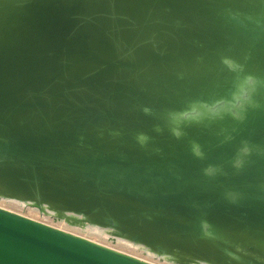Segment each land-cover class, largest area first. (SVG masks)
<instances>
[{"label":"water","instance_id":"1","mask_svg":"<svg viewBox=\"0 0 264 264\" xmlns=\"http://www.w3.org/2000/svg\"><path fill=\"white\" fill-rule=\"evenodd\" d=\"M0 194L264 264V0H0ZM0 264L147 263L0 209Z\"/></svg>","mask_w":264,"mask_h":264},{"label":"bare ground","instance_id":"2","mask_svg":"<svg viewBox=\"0 0 264 264\" xmlns=\"http://www.w3.org/2000/svg\"><path fill=\"white\" fill-rule=\"evenodd\" d=\"M0 200H3V201L6 200L7 202L8 201L11 202V200H12V201H14L13 203H15V201H16V203L18 202L19 204L24 206V208H29L30 207L31 209H33L34 211H37L41 215H43V216L45 215L47 217H50L55 222H63L64 225L68 226V227H75V228H78V229L81 228L85 232H87L89 230L90 231H96V232H98L99 235L107 236L108 239L112 243L123 242V243H125V244H127V245H129V246H131V247H133L135 249H137L138 251H140L144 255H146L148 257H151V258H154V259H157V260H159L160 262H163V263H167V264H209V263L201 262V261L200 262H196V263H187V262L181 261L179 258H177L175 256H172V255H161V254H158L157 252L153 251L152 249H150L149 247H147L145 245H142V244H139V243H135V242L130 241L128 239H125L123 237L117 236L115 234V231L110 229V228H105V227H101L99 225H95V224L89 223V222L85 221L84 216L76 214V213H72V212L60 213V212H58V211H56L54 209H51L48 205L38 206L35 202H32V201H23V200H20V199L7 197V196L1 195V194H0ZM0 209L9 211V212L14 213V214H17L16 212L12 211L8 207H5L4 204H0ZM17 215H20V214H17ZM20 216L41 223L35 217H27V216H23V215H20ZM42 224H44V223H42ZM44 225H47V224H44ZM47 226H49L51 228H54V229H57L59 231H62L64 233L73 235L75 237H79V238L85 239L87 241H90L92 243H95L97 245L105 247L107 249H111L113 251L121 253L118 250H114V249L110 248V246H104L103 244L99 243L96 240H92V239H89V238H84L83 236H80V235H78L76 233H73V232H69L68 230H65V229L60 228V227L50 226V225H47ZM121 254H124V253H121ZM124 255H127V254H124ZM127 256H130V255H127ZM130 257L135 258V259H137L139 261H142L144 263H147V264H153V262H149L148 261L149 259H147V258H140V257L136 258V257H133V256H130Z\"/></svg>","mask_w":264,"mask_h":264},{"label":"rangeland","instance_id":"3","mask_svg":"<svg viewBox=\"0 0 264 264\" xmlns=\"http://www.w3.org/2000/svg\"><path fill=\"white\" fill-rule=\"evenodd\" d=\"M14 201L11 200L10 201H6V200H0V204H4L5 207H8L9 209H11L12 211L16 212L17 214L23 215V216H27V217H35L38 221H40L41 223L50 225V226H56V227H60L63 228L65 230H68L69 232H73L76 233L80 236H83L84 238H89L92 240H96L99 243L103 244L104 246H110V248L114 249V250H118L121 253L136 257V258H147L149 259V262H153V264H167V263H163L160 262L157 259L148 257L146 255H144L143 253H141L140 251H138L137 249L123 243V242H118V243H112L107 236H103V235H99L98 232L96 231H83V229L81 228H75V227H68L65 226L63 222H55L53 221V219H51L50 217L47 216H43L40 213H38L37 211H34L33 209L29 208H24V206H22L21 204H19L18 202L13 203ZM64 225V226H63ZM87 233V234H86Z\"/></svg>","mask_w":264,"mask_h":264},{"label":"clouds","instance_id":"4","mask_svg":"<svg viewBox=\"0 0 264 264\" xmlns=\"http://www.w3.org/2000/svg\"><path fill=\"white\" fill-rule=\"evenodd\" d=\"M173 134L179 136V132H177V131H175V130H174V133H173ZM145 139H146V137H141V140H142V141L145 140ZM196 154H197V155H200L199 151H197ZM204 224H205V226H207L206 222H204Z\"/></svg>","mask_w":264,"mask_h":264}]
</instances>
